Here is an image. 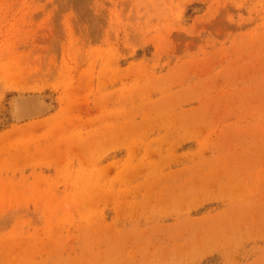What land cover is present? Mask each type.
Returning <instances> with one entry per match:
<instances>
[{"label":"rangeland","instance_id":"374dc122","mask_svg":"<svg viewBox=\"0 0 264 264\" xmlns=\"http://www.w3.org/2000/svg\"><path fill=\"white\" fill-rule=\"evenodd\" d=\"M0 264H264V0H0Z\"/></svg>","mask_w":264,"mask_h":264},{"label":"bare ground","instance_id":"6f19581e","mask_svg":"<svg viewBox=\"0 0 264 264\" xmlns=\"http://www.w3.org/2000/svg\"><path fill=\"white\" fill-rule=\"evenodd\" d=\"M13 103L14 109L17 110V115L20 113L21 117L24 116L26 112L31 115L32 112H40L47 108L46 103L38 97H18Z\"/></svg>","mask_w":264,"mask_h":264}]
</instances>
